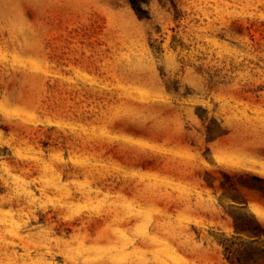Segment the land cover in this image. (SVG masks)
Returning a JSON list of instances; mask_svg holds the SVG:
<instances>
[{"label": "rangeland", "instance_id": "rangeland-1", "mask_svg": "<svg viewBox=\"0 0 264 264\" xmlns=\"http://www.w3.org/2000/svg\"><path fill=\"white\" fill-rule=\"evenodd\" d=\"M143 7L0 0V264H230L264 222V0Z\"/></svg>", "mask_w": 264, "mask_h": 264}, {"label": "trees", "instance_id": "trees-1", "mask_svg": "<svg viewBox=\"0 0 264 264\" xmlns=\"http://www.w3.org/2000/svg\"><path fill=\"white\" fill-rule=\"evenodd\" d=\"M129 1L138 16L144 18L146 9L143 4L150 0ZM258 179L264 180L259 176ZM254 188H261L264 193V187L255 185ZM233 218L234 233L221 239L225 259L230 264H264V222L249 210L239 211Z\"/></svg>", "mask_w": 264, "mask_h": 264}]
</instances>
